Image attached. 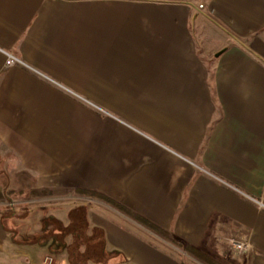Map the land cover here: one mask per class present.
Returning a JSON list of instances; mask_svg holds the SVG:
<instances>
[{"label":"crops","instance_id":"obj_1","mask_svg":"<svg viewBox=\"0 0 264 264\" xmlns=\"http://www.w3.org/2000/svg\"><path fill=\"white\" fill-rule=\"evenodd\" d=\"M196 2L0 0V264H264V0Z\"/></svg>","mask_w":264,"mask_h":264},{"label":"rangeland","instance_id":"obj_2","mask_svg":"<svg viewBox=\"0 0 264 264\" xmlns=\"http://www.w3.org/2000/svg\"><path fill=\"white\" fill-rule=\"evenodd\" d=\"M206 3L205 0H197L196 2L200 10H205ZM9 181L10 180L7 178L0 179V193L3 194L5 198L0 201V215H2L6 221L11 220V222H7V225L14 231L17 229L24 232L25 227L28 226V234H34V232L40 228L41 219H44L49 212L48 208L50 207L47 206L60 204V198L52 196L46 191L35 192L24 189L21 192H16L9 188ZM6 185L9 189H4ZM83 196L84 195L81 194L70 195L68 203L76 205L78 199ZM90 197L99 200L102 199L101 196L95 197L90 195Z\"/></svg>","mask_w":264,"mask_h":264},{"label":"trees","instance_id":"obj_3","mask_svg":"<svg viewBox=\"0 0 264 264\" xmlns=\"http://www.w3.org/2000/svg\"><path fill=\"white\" fill-rule=\"evenodd\" d=\"M48 194H49V193H48ZM88 194L91 195V196H95V197L98 196V197H99V195L96 194V193H88ZM4 199H5V198H4L3 194L0 193V201H2V200H4ZM79 214H81V217H82V220H83V225H84V227L87 228V227H88V224H87V221H86V218H85V215H84L82 209L79 210ZM56 230H57V229H56ZM81 231H82V229L79 227V225L77 224V222H76V220H75L74 218L72 219V222H71L70 228H68V229H64V228H62V229H61V232H62L65 236L70 235V234L73 235L74 241H73V247H72V250H73V249H77V247L82 243V237H81L82 234H81ZM62 243H63V242H62ZM72 252H73V251H72ZM72 255H73V253H72ZM71 263H72V264H78V263H75L73 259L71 260Z\"/></svg>","mask_w":264,"mask_h":264},{"label":"built area","instance_id":"obj_4","mask_svg":"<svg viewBox=\"0 0 264 264\" xmlns=\"http://www.w3.org/2000/svg\"><path fill=\"white\" fill-rule=\"evenodd\" d=\"M4 54L6 56V61H5L6 67L10 68L13 66H21L24 68H28V65L26 63H24L21 59L16 58L15 56H13L12 54H10L8 52H4ZM227 243L236 252H243V251L247 250V248H248L247 243L236 241L233 238L227 239Z\"/></svg>","mask_w":264,"mask_h":264}]
</instances>
